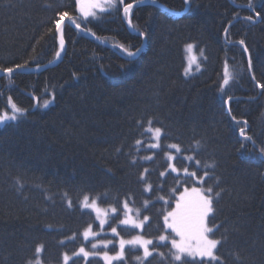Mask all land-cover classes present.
<instances>
[{
    "label": "trees",
    "instance_id": "obj_1",
    "mask_svg": "<svg viewBox=\"0 0 264 264\" xmlns=\"http://www.w3.org/2000/svg\"><path fill=\"white\" fill-rule=\"evenodd\" d=\"M125 3L134 4L132 27L122 17V6L85 19L76 0H0V65L32 57L42 67L54 62L59 38L50 21L57 11H68L95 33L86 35L65 24V51L56 65L35 71L30 62L32 71L0 78V112H10L9 97L27 110L20 121L0 125V264H25L39 243L45 245L43 264H62L64 252L89 249L91 241L80 233L89 224L95 232L100 227L93 213L80 207L84 195L98 198L104 208L121 201L118 218L113 216L107 227L115 225L120 236L105 235L113 243L99 253L116 255L119 239L137 234L160 245L148 258L139 247L126 246L124 258L111 264H141L137 257L143 264H174L170 240L158 241L171 232L163 228V216L185 188L210 186L214 214L208 226H220L211 238L226 237L219 247L225 264H264V90L256 86L264 84V0H252V10L249 0H191L188 7L184 0ZM248 16L253 20L244 19ZM137 29L146 33L145 44ZM188 44L194 45L200 67L185 76ZM118 45L142 51L129 59ZM225 61L234 79L221 91ZM46 100L53 102L36 107ZM150 118L152 127H161L166 135L159 149L145 150L154 141L151 134H140L137 121L147 127ZM241 128L251 141L240 135ZM137 139L144 144L139 152ZM241 142L247 145L243 151ZM166 153L174 157L177 172L168 168ZM189 155L192 161L185 159ZM134 156L138 163L131 166ZM196 160L201 162L198 176L209 173L206 183L185 177V167L197 170ZM207 164L214 167L206 169ZM146 168L147 179L138 184ZM146 184L152 186L148 192ZM128 193L134 194L140 217H150L141 232L117 224ZM73 233L75 240L65 239ZM73 259L76 264H105L99 256Z\"/></svg>",
    "mask_w": 264,
    "mask_h": 264
},
{
    "label": "snow or ice",
    "instance_id": "obj_2",
    "mask_svg": "<svg viewBox=\"0 0 264 264\" xmlns=\"http://www.w3.org/2000/svg\"><path fill=\"white\" fill-rule=\"evenodd\" d=\"M151 4H156L157 0H148ZM145 3V0H137V5ZM191 0H184V5L186 7L190 6ZM123 7V14L125 18L128 19L129 27H132V21L130 18V12L134 7L132 3H125V0H88L87 5L85 6V0H76V8L77 11L83 17H96L97 12L94 10H99L100 13H109L113 10L119 11L120 7ZM50 7V6H49ZM248 8L252 10L253 4L252 0H249ZM170 15H174V11L169 10ZM56 18L50 21V24L54 25L55 32L59 34V48L55 53V59L59 60L62 58V53L65 51V42L63 37V27L62 25L67 20L69 24L75 25V28L85 33L86 35H95V33H91L90 29H85L81 27V23L78 22L76 18H74L68 11H57ZM261 15L260 12H256V16L259 17ZM245 20L252 21L253 17L248 16L244 18ZM85 23L90 21L85 20ZM53 32V28L49 27L47 29V33L51 34ZM138 35L142 38H146V33L143 31H139L137 29ZM228 29H225V34L227 35ZM43 39V37H41ZM39 43V41H37ZM240 45H244V41H238ZM120 52L126 58H133L141 53V48H135V50H131L130 48L124 47L123 45H118ZM194 45L188 44L186 45V52L190 55L188 56V66L185 68V76L190 74L192 64H196L197 71H199V62L197 61V57L191 55ZM36 51L35 45L33 46V52ZM244 51L247 52V47L244 48ZM200 55H204V50H200ZM35 64V71H39L41 69V64L36 60L35 57L31 58V61H25L20 64L17 63L13 66H4L0 65V78H9L11 79L15 74L25 69L32 71L33 69L29 68V64ZM49 63H52L50 61ZM46 67V66H44ZM249 67H251V62H249ZM234 79L232 73L229 71L228 63L225 61L224 69H223V82L220 85L221 91H224L225 86L229 85L230 80ZM255 79V77H253ZM258 88L264 90V84L257 83ZM35 99V97H33ZM54 100V97H53ZM53 101L46 100L43 105L37 104L36 107L47 108ZM9 111L0 112V125H3L8 122H17L23 119L27 110L21 107H18L15 103L12 102V98L9 97ZM154 123L153 119H149L147 121V127H144L142 121H137V126L143 128V132L140 134L143 136L145 134H151V139L154 141L153 143L147 144L145 150L148 149H159L161 147L160 141L162 136L166 135L161 127H152ZM240 135L244 138L245 141H251L252 137L247 136L244 128L240 129ZM135 145L137 146V152L144 147L143 141L137 139L135 141ZM200 142H195V147H199ZM169 149H175L177 153L181 152L182 149L178 144H169L167 145ZM247 145L241 142L240 150L243 151ZM121 151V149H117V152ZM168 163V168L171 172H177L178 169L171 163L174 157L170 153H166ZM144 160H152V156H144L142 157ZM186 160L192 161L194 156H186ZM138 163L137 158L134 156L130 160L131 166H136ZM200 161L196 160L197 170L189 171L188 167L183 169L185 177L187 179H194L200 182L206 183V177H208V171L204 172L203 176H198ZM213 164L205 165L206 169L213 168ZM149 170L146 168L144 172L139 174L137 179V183H144L147 179L146 173ZM161 176H165V172L160 173ZM19 183V180H17ZM150 184H146L144 187V192H148L151 189ZM214 186H210L207 189H199L192 188L191 193L195 194V203H190L186 197L189 194V189L185 188L184 194L177 198L176 208L175 210L168 212L167 215L163 216V228L165 230L170 229L171 232L167 235L161 234L158 237L159 242H164L170 240L171 249L169 250V255L172 258V262L174 264H225L223 258L219 255V247L225 242L226 237H222L221 239L211 238L215 236V232L219 230V225L214 227L208 226V221L210 216L214 214ZM220 193H215V197H219ZM67 197V193H65ZM161 199H163L161 197ZM98 198L90 197L89 195H84L83 199L80 201V207L82 209H90L92 212L96 213L97 219L100 221L101 230H103V226L108 222L107 219H101V216L108 217L109 211L114 214L116 218H118L121 211V201L117 200L115 206H111L110 209L102 210L97 203ZM130 202L133 206L130 207ZM135 199L134 194L128 193L125 195L122 201V209H123V219L119 220L120 226H127L124 230L127 231L128 228L141 229L143 230L148 223H150V217L145 215L143 219H139L141 215V209L135 208ZM149 201L145 200L144 208L148 207ZM73 206V202L68 200V207L71 208ZM135 212V217L132 213ZM51 227V226H49ZM111 233L113 236H120V232L117 227H111ZM211 234V236H210ZM83 236L84 240H89V238H95L99 233L92 231V224H89L88 227L80 233ZM77 237V233H73L71 236L66 237V240H75ZM59 243L63 245L65 240H60ZM113 243L111 240L99 241L97 243H92L91 251L85 249L84 246H81L78 251L73 252L69 255L67 252L62 254V264H76V260L74 257H83L85 261H88L90 256H97L98 253L95 251L99 247L100 244H103L105 249L108 248V245ZM125 245L131 246L135 249L137 246L143 249L144 258L151 257L153 255V251L159 244H153L152 239H145V237L141 234H137L132 236L131 239L125 240L123 238L119 239V248L120 251L117 252L115 256H109L108 252L105 251L103 253V260L105 264H111L113 260H122L124 258L125 253ZM149 245L153 246V250H149ZM166 246V245H165ZM45 250V245L43 243H39L35 246L34 254L32 257L28 258L25 261V264H43L42 254ZM158 255H164L163 253H158ZM138 260H141V264H143L142 258L137 257ZM239 259V257H237Z\"/></svg>",
    "mask_w": 264,
    "mask_h": 264
},
{
    "label": "rangeland",
    "instance_id": "obj_3",
    "mask_svg": "<svg viewBox=\"0 0 264 264\" xmlns=\"http://www.w3.org/2000/svg\"><path fill=\"white\" fill-rule=\"evenodd\" d=\"M87 2H88V0H85V6L87 5ZM94 11H96L97 13L99 12V10L97 9V10H94ZM98 16V14L96 15V17ZM96 17H92V16H89V17H84L85 19H94V18H96ZM124 18H125V16H124ZM186 46L184 47V57H185V68L188 66V56L190 55L188 52H186ZM191 55H194V56H196L197 57V55L194 53V51L192 50V53H191ZM197 61H198V57H197ZM195 72H197V68H196V64L195 63H193L192 64V67H191V71H190V74L189 75H187V76H190V75H192V74H194ZM184 73H185V71H184ZM171 163L173 164V162L171 161ZM193 188H199V189H202L201 187H193ZM191 189L192 188H189V194H188V196L186 197V199L190 202V203H192V204H194L195 203V194H192L191 193ZM185 190V189H184ZM184 190L182 191V193L180 194V195H178V197H180L182 194H184ZM177 197V198H178ZM176 203H177V201H176ZM176 203H175V205H174V207L171 209V210H167L166 211V214L165 215H167V213L168 212H171V211H173V210H175V208H176ZM99 206V205H98ZM100 207V206H99ZM102 210H104V209H110V208H104V207H100ZM87 210H89V211H91L90 209H87ZM92 212V211H91ZM93 213V215L95 216V219H96V222L98 223V225H99V230L98 231H96V233H99V235H97L95 238H89V240H85L86 242H88V241H91V243L89 244V249H86V250H88V251H91L92 249H91V245H92V243H97V242H99V241H106L107 239L104 237L105 235H107V234H111L112 235V233H111V228L110 229H107V227H108V225H109V223L111 222V220H112V217L114 216V214H112L110 211H109V215H108V217L106 218V217H104V216H101V219H107V223L103 226V230H101V226H100V221L97 219V216H96V213L95 212H92ZM132 215L135 217V212H133L132 213ZM124 218V217H123ZM122 218V219H123ZM139 219H143V218H141V217H139ZM118 226H120L119 225V221H118ZM112 227H116L115 225L114 226H112ZM125 227H127V226H125ZM134 229V228H133ZM138 232H141L142 230L141 229H136ZM92 231L93 232H95L93 229H92ZM168 231H171L170 229H168ZM84 239V238H83ZM128 239H131V238H126V240H128ZM109 246V245H108ZM126 246H129V245H125V247ZM150 246V245H149ZM138 247V246H137ZM140 248V247H139ZM99 249H105L104 247H103V244H100L99 245V247L97 248V249H95V251L98 253V255L97 256H99L102 260H103V253H99L98 252V250ZM141 250H142V252H143V249L142 248H140ZM150 250V249H149ZM119 251H120V249H119ZM150 251H152V250H150ZM109 256H115V254H108ZM144 257V256H143ZM104 261V260H103ZM113 261H115V260H113ZM112 261V262H113ZM105 262V261H104Z\"/></svg>",
    "mask_w": 264,
    "mask_h": 264
},
{
    "label": "water",
    "instance_id": "obj_4",
    "mask_svg": "<svg viewBox=\"0 0 264 264\" xmlns=\"http://www.w3.org/2000/svg\"><path fill=\"white\" fill-rule=\"evenodd\" d=\"M122 17H123V19L125 20L127 26L129 27L128 19L124 18V14H122ZM65 24H69V22L66 20V21L64 22V24L62 25V27H63ZM57 35H58V38H59V34H57ZM143 40H144V44H145V39L143 38ZM144 44H143V46H144ZM62 56H63V53H62ZM61 59H62V58H61ZM61 59H59V60H55L54 62H52V63L46 65V67H42L39 71H41V70H43V69L50 68V67L56 65Z\"/></svg>",
    "mask_w": 264,
    "mask_h": 264
}]
</instances>
